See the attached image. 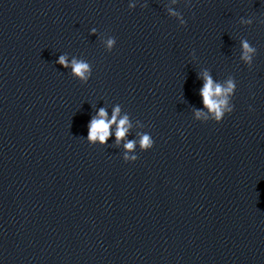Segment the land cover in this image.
<instances>
[{
	"label": "clouds",
	"instance_id": "9594fccd",
	"mask_svg": "<svg viewBox=\"0 0 264 264\" xmlns=\"http://www.w3.org/2000/svg\"><path fill=\"white\" fill-rule=\"evenodd\" d=\"M173 3H176V0H172ZM187 3H190V0H187ZM130 8H134L135 4H129ZM169 14L172 16H180L181 14L174 11L173 9H168ZM251 19H241L242 24L251 25ZM180 23L182 25L186 24V21L181 18ZM95 33V29L92 30ZM116 44L115 38H109L107 40V48L109 51H112L113 46ZM242 54L241 59L251 65L253 54L257 51L255 47L251 46L247 40L241 41ZM60 65L65 68L71 67L72 74L78 78L81 82L87 83L89 78L92 75L91 65L82 59L73 58L69 63L66 56L61 55L57 61ZM202 78L204 84L200 90V95L203 100V105L208 110L209 113L213 115V118L216 123L223 121L227 114H231L234 110V107L229 106V97L236 90V82L233 79H228L224 84L214 82L213 78L207 73H202ZM120 114V108L117 106L112 114L111 120L107 119V112L104 108H101L98 112V117L93 118L88 126V140L95 142L106 143L110 136V128L113 124H116V142L120 143L126 137V134L129 131L130 123L129 118L125 115L123 118L119 119L117 122V117ZM203 115L201 111L196 112V116L200 117ZM141 148L144 151L151 149L154 145L153 138L145 134L141 137L140 140ZM125 149L132 150L135 147V141H128L124 144ZM138 157L129 158L127 155L124 157L125 162H135Z\"/></svg>",
	"mask_w": 264,
	"mask_h": 264
}]
</instances>
